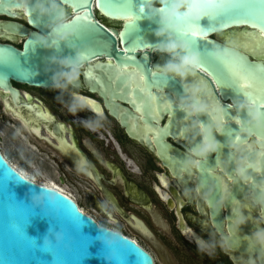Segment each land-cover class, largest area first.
<instances>
[{"label": "flooded vegetation", "instance_id": "obj_1", "mask_svg": "<svg viewBox=\"0 0 264 264\" xmlns=\"http://www.w3.org/2000/svg\"><path fill=\"white\" fill-rule=\"evenodd\" d=\"M66 14L73 13L66 8ZM6 21L29 27L24 15L0 16V23ZM25 40L0 28V44L22 50ZM158 58L153 55L152 63L159 70L164 63ZM109 61L113 63L103 58L82 66L78 81L63 89L13 79L17 95L0 88V127L13 142L0 131L3 158L23 177L70 198L98 226L134 241L154 264H159L157 258L163 264H264V246L251 239L264 229V181L257 172L255 196L251 178L237 175L238 167L245 166L241 162H248L241 153L245 146L232 148V166L207 164L216 152L200 160L198 168L179 162L177 152L196 159L189 153L202 142V124L196 116H191L193 125L190 116L175 115L173 108L181 109L180 102L166 89L149 91L153 98L147 111L131 92L103 93L102 85L95 83L102 73L94 66ZM136 80L139 83L132 82L128 90L141 87L139 76ZM77 97L84 106L70 112ZM160 141L171 145V151ZM259 143L254 136L246 141L258 159L264 152ZM11 160L31 173L37 167L64 192L24 176ZM81 166L84 171L78 170ZM228 167H233L232 175ZM238 219L244 223L237 227ZM224 239L230 241L228 250L221 247Z\"/></svg>", "mask_w": 264, "mask_h": 264}, {"label": "water", "instance_id": "obj_2", "mask_svg": "<svg viewBox=\"0 0 264 264\" xmlns=\"http://www.w3.org/2000/svg\"><path fill=\"white\" fill-rule=\"evenodd\" d=\"M55 2L63 9L65 18L69 21L90 11L92 24L100 31H93L85 26L82 31L76 28L75 35L53 47H27V41L37 35H53L52 28L58 22L57 17L42 16L38 8L40 4L49 8L50 0H0V16L15 19L26 9L29 24V27H26L13 21L0 23V28L5 32L26 37L22 50L0 44V55L11 57L10 66L0 65V88L17 95L18 92L11 86V79L33 86L48 87L54 84V78L63 70L56 61L75 59L78 52L86 53L90 57L82 66H88L89 63L103 58L111 59V64L99 62L94 66L102 73L97 75L101 81L96 78L95 83L102 85L105 94L119 96L118 92L122 89L131 92L136 103L146 111L153 98L149 91L166 89L181 103L187 98L185 85H205L200 82L204 80L207 82L209 93L200 97L201 102L208 103L211 94L213 102L222 110L224 122L221 125L222 131L218 133L215 131L216 120L210 115V111L196 116L203 129L209 126L213 128V136L220 145L215 156L208 158L207 164L223 162L232 166V148L245 146L241 153L246 154L249 164L253 165L246 168V177L251 178V188L254 195L258 196L254 185L259 181L257 172L261 173V180L264 181V152L258 159L259 153L249 149L246 141L254 136L260 140L259 148L264 149V129L257 130L248 112L239 108V105L246 101L245 95L234 85L231 86L218 66L221 62L212 56L217 49L234 47L239 53L238 59L254 74L257 88L264 87V36L260 35L259 26L243 21L242 8H232L224 22V17L201 18L199 27L204 30V36L198 37L195 43L191 42L193 49L200 53L201 67L196 70L194 76L181 81L172 76L165 78L160 73L157 79L152 77V72L158 70L156 64L152 63L153 55L158 56L157 62L163 61L164 65L173 59L168 54L155 50L167 39L155 34L160 27L157 9L162 7L161 0H89L90 9L77 11L71 8L75 0ZM214 3L240 6L249 3L260 4L261 0H214ZM127 4L131 5L132 14L138 17L136 28L124 23ZM142 7L143 12L140 11ZM66 8L73 14L67 16ZM101 19L106 23L100 22ZM173 36L177 40H187L175 34ZM220 36H225V40ZM147 47L152 50L146 52ZM93 51L100 54L91 56ZM121 68L125 70L124 73L119 72ZM132 69H136L143 76V86L128 90L127 87H130L132 82L139 83L136 75L131 73ZM139 87L141 89H138ZM155 99L158 100L157 93ZM173 111L182 118L189 117L182 109L173 108ZM190 119L194 122L193 125L196 124L191 116ZM237 120L240 121L239 124L236 123ZM174 127L172 123L171 129ZM199 145L198 143L197 147ZM160 146L167 152L171 151V145L168 143L165 145L160 141ZM177 158L183 164L190 160L186 154L180 152H177ZM228 168L232 175L233 167ZM47 190L59 196L58 203L55 206H33V194ZM242 193L243 189L238 186V194ZM49 228L63 230L66 234L65 241L59 246H54L51 251H44L42 242ZM102 228L104 227L98 226L94 220L81 212L70 198L53 188L23 177L0 154V264H108L105 259L108 249L98 239ZM117 234L121 239V246L116 254L117 264H154L152 257L134 241ZM32 239H35L36 244L31 247Z\"/></svg>", "mask_w": 264, "mask_h": 264}, {"label": "clouds", "instance_id": "obj_3", "mask_svg": "<svg viewBox=\"0 0 264 264\" xmlns=\"http://www.w3.org/2000/svg\"><path fill=\"white\" fill-rule=\"evenodd\" d=\"M205 0H161V6L164 9L163 12H159V29L156 31L157 37H166V41L162 42L155 50L163 52L172 57V61L165 64L159 69V73L163 77H177L181 81H184L189 76H194L196 70L201 67V57L198 51H195L189 40H177L175 36H181L183 32V24L181 18H187L191 22L199 24V21L203 17L200 13L204 9ZM40 14L52 15L57 17V23L52 28L53 35L43 36L37 35L33 39L27 41V47L42 46L44 48H50L58 45L60 42L66 41L69 37L76 34V18L71 21L65 18V14L62 8H60L55 0H50V7L45 8L43 4L38 5ZM137 20V19H136ZM136 20L133 24H129V27L136 28ZM152 50L147 47V50ZM213 58L218 62H224L229 59H238L239 53L234 47H224L223 49H217L212 53ZM89 59L88 54L78 52L75 59L66 58L56 61L62 67L57 76L54 78V86L56 88H66L70 85H74L80 77L81 66ZM11 57L0 55V65L10 66ZM186 97L183 99L179 107L188 116H197L199 114L208 113L210 111L209 106L201 102L200 97L207 95L209 90L206 85H185ZM246 101L239 105L241 110H246L251 122L257 130L264 129V111L259 107H256L245 96ZM84 105L80 103L79 97L76 98V102L69 108L70 112H75L78 108ZM222 111V110H221ZM215 123V131L221 132V123ZM89 128H93L92 124L86 125ZM249 134H252L249 132ZM202 142L197 147L190 151L189 155L196 159H190L188 166L199 167V161L206 159L209 154L215 153L220 148V145L213 136V128L211 126L206 127L201 132ZM242 167H238L237 175L241 179H246V168L253 167L247 161L241 162ZM79 171H84V167L81 166ZM43 189V188H42ZM59 196L52 191H42L40 194H33L32 203L33 206H44L46 204H52L55 206L58 203ZM103 207V205H102ZM243 219L236 221V226L243 224ZM14 227V226H13ZM65 232L63 230L56 231L52 228L48 229V234L44 236L42 242V249L44 251H51L54 246H59L65 241ZM98 239L108 249V254L105 259L108 264H117V251L121 246V239L119 235L108 229L102 228L99 232ZM253 239L257 244L264 246V229H260L253 234ZM35 245V239L31 240ZM206 245L201 244V249L205 250ZM221 247L225 250L230 249L231 244L229 239H224Z\"/></svg>", "mask_w": 264, "mask_h": 264}, {"label": "snow or ice", "instance_id": "obj_4", "mask_svg": "<svg viewBox=\"0 0 264 264\" xmlns=\"http://www.w3.org/2000/svg\"><path fill=\"white\" fill-rule=\"evenodd\" d=\"M99 7L102 8V5L99 4ZM148 6V5H147ZM126 14L124 15V23L125 24H133L137 16L133 15L130 11L131 5L127 4L126 6ZM239 7L243 9L242 17L244 22L252 23L254 26H259L261 29L260 35L264 36V0H261L260 4L249 3L240 6H232V5H224L214 3V0H205L204 9L200 13L203 16H208L210 19H217L218 17H225L229 15V12L232 8ZM73 11L81 10V9H90L89 0H75V2L71 5ZM159 12H163L164 9L161 7L157 9ZM141 12L144 11L142 7L140 9ZM24 16H28V11L24 9L21 13ZM181 23L183 24V32L181 33V37L189 40L190 42L195 43L196 39L203 38L204 30L199 27V24L191 22V20L187 18H181ZM87 26L92 28L93 31H100L99 28L94 26L91 21L90 11L86 12L83 15H80L76 18L75 27L80 31ZM139 47V46H138ZM99 52L93 51L91 56L99 55ZM90 58V57H89ZM109 64L112 62L109 61ZM221 69L223 76L230 81L231 86L234 85L239 91L243 92V94L249 99L251 103H253L256 107L264 110V87L257 88L254 82V74L248 69L246 65L242 63L240 59H229L224 62H221L218 65ZM120 73H124V69H119ZM131 73L139 76L142 80L143 76L140 75L136 71V69H132ZM159 73V70L152 72V77L156 78ZM88 75H91L89 72ZM157 79V78H156ZM202 84H207L206 81L201 80ZM208 103L210 106V115H212L213 119L217 121V123H221L223 120V116L221 115V109L216 106L213 102L211 94L208 97ZM90 106H92L90 104ZM165 108H171V105L165 104ZM236 123H240L239 120ZM238 139V138H237ZM31 247L32 242L30 241Z\"/></svg>", "mask_w": 264, "mask_h": 264}, {"label": "bare ground", "instance_id": "obj_5", "mask_svg": "<svg viewBox=\"0 0 264 264\" xmlns=\"http://www.w3.org/2000/svg\"><path fill=\"white\" fill-rule=\"evenodd\" d=\"M17 41H19L17 39ZM80 99V97H79ZM0 131L1 133L9 140L10 143H13L11 141V139H9L8 135L3 131V129L0 127ZM25 158V156H24ZM8 159H11V156L8 157ZM26 159V158H25ZM15 166H17V168L22 172V174L28 178H32L35 180H41L42 182H46L47 184H50L51 186L61 190L62 192H64V189L58 187V185H56L55 181L53 179H51L50 177H48V174L40 171V169H38L37 167H34L33 168L35 169L36 173H31L29 171H27L20 163L19 161H15V160H11Z\"/></svg>", "mask_w": 264, "mask_h": 264}, {"label": "rangeland", "instance_id": "obj_6", "mask_svg": "<svg viewBox=\"0 0 264 264\" xmlns=\"http://www.w3.org/2000/svg\"><path fill=\"white\" fill-rule=\"evenodd\" d=\"M157 260L159 261V264H163L160 259L157 258Z\"/></svg>", "mask_w": 264, "mask_h": 264}]
</instances>
